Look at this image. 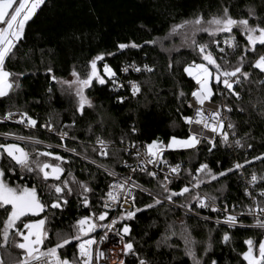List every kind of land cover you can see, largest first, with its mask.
<instances>
[{
    "label": "trees",
    "instance_id": "obj_1",
    "mask_svg": "<svg viewBox=\"0 0 264 264\" xmlns=\"http://www.w3.org/2000/svg\"><path fill=\"white\" fill-rule=\"evenodd\" d=\"M225 8L233 19H248L250 24L264 27V0H45L27 22L24 37L14 49L15 55L6 61L5 69L14 74L12 80L19 87L0 98V116L22 111L38 125L46 121L57 131H68L72 140L63 141L43 131H29L4 123H0V132L65 147L106 168L125 172L123 162L130 155L123 148L124 144L147 145L155 140L166 147L172 137H188L184 117L192 113L189 105L195 81L184 68L193 62L205 63L196 45L207 40L209 52L222 69L232 70L243 57L242 71L249 73L248 79L242 76V81L234 85L239 99L229 92L215 97L231 109L227 115L234 127L227 141H223L219 134L214 147L203 142L191 150H169L164 157L173 162L184 161L185 174H198L201 190L220 207L246 213L252 205L246 190L252 192L257 205L264 207V196L259 195L264 190V160L254 159L264 156V73L252 67L264 55V46L257 44L255 51H246L248 41L238 29L231 33L233 47L224 46L223 39L229 36L228 33L211 36L201 32L192 47L184 44L178 32L171 34L174 25L194 20L197 16L203 17L205 22L213 17H222ZM249 10L254 15L250 16ZM120 43H135L141 47L118 50ZM98 54L105 57V61L97 65L102 76L105 64L117 76H121L122 68L132 64L142 68L139 73L128 74L141 90L136 96L128 88L114 90L112 79L104 76L105 84L94 80L87 88L93 103L81 114L75 101L64 95L60 83L51 77L55 75L57 80H66L76 70L84 78L90 71L89 62ZM145 65L152 71L144 70ZM49 67L53 70L51 74L47 72ZM120 98H124L123 103ZM72 122H76L75 127L70 126ZM223 131L227 132L225 128ZM97 136L116 146L107 150L106 157H100L93 145ZM237 140L240 141L239 146L235 143ZM10 143L0 139V144ZM20 146L31 154L32 161L60 164L64 173L60 181H44L37 172L21 169L0 149L4 157L1 168L5 170L4 178L11 186L35 185L45 203L56 198L51 185L67 181L68 188L72 190L69 194L65 189L62 194V199L67 200L62 208H49L39 216L25 218L28 222L29 219L35 221L47 217L44 228L48 238L44 249L55 246L60 233L68 232L75 236L76 222L83 217H92L96 224L101 222L98 219L103 212L101 198L111 179L107 172L60 149L32 142H23ZM41 152H52L53 156H38ZM55 155L63 157V162L55 160ZM246 160L250 163H245ZM237 163L243 165L244 175L240 169H234ZM201 164H207L213 173L229 168L234 170L212 180L206 173L196 172ZM9 168L13 170L8 171ZM148 172L151 171L137 172L135 181L163 198L185 187L181 181L153 178L147 175ZM253 174L257 180L251 184ZM81 185H86L91 191L85 193ZM161 185H167L169 191L165 192ZM152 196L139 189L135 207L143 211L131 220H121L122 225L127 224L132 229L125 242H133L135 253L125 255L124 264H138L139 259L146 260L148 264H193V259L187 255L188 247L192 248L201 264H212V261L216 264H247L242 255L248 248L245 241L251 239L256 248L264 237V229L256 228V220L247 215L239 217L236 226L220 222L223 214L217 209L213 211L210 205L198 207L193 191L173 197L172 202L180 207L183 205L182 208L194 214L162 199L161 204L144 208L145 204L153 203ZM85 198L87 207L83 203ZM6 215L0 209V229ZM225 234L229 236L227 242L223 240ZM18 239L13 233L7 245L0 247V258L4 264H15L22 259V250L14 247V240ZM186 239L195 243L186 245ZM78 241L73 239L59 249L61 257L74 259ZM3 243L0 235V244Z\"/></svg>",
    "mask_w": 264,
    "mask_h": 264
},
{
    "label": "snow or ice",
    "instance_id": "obj_2",
    "mask_svg": "<svg viewBox=\"0 0 264 264\" xmlns=\"http://www.w3.org/2000/svg\"><path fill=\"white\" fill-rule=\"evenodd\" d=\"M45 3V0H0V24H3V27H0V98L6 97L13 90L14 87L18 88L19 84L15 83L12 80L13 73L7 71L5 69V62L10 56L15 55L14 49L17 44L24 37V30L27 22L33 18L36 14L37 10ZM249 15H254L252 10H249ZM207 24L208 27H204V24ZM192 24L193 36L197 31H206L210 35H215L220 32H231L233 27H240L246 34V39L248 41V46H246V51H255L256 45L264 46V27L259 24L255 27L249 25L248 19L236 20L233 19L229 13L228 9H224V14L222 17H213L208 21H203V17L197 16L194 20L185 21L183 24L174 25L172 28L171 34H176L178 29L184 28L186 25ZM228 41H226L227 43ZM152 43H155L153 41ZM192 43L196 45V41L193 39ZM200 51L202 59L207 62V65L211 66V69L204 63L195 64L193 62L192 65L186 66L184 68L185 73L195 79L196 84L199 86L197 90L192 92V96L195 98V101L201 106V108H197L196 110V119L195 123L203 124L204 128L210 129L213 133H219L222 136L223 141L228 140V133L223 131V122L219 119L220 113L219 111L210 112L207 116L204 115L202 110V106L206 101H210L214 95V91L212 88V81L214 80L217 85L222 84L224 89H227L228 92L235 96L237 99L240 98L239 93L234 90V84L239 83V76H243L244 79L249 78V73L246 71H242L243 66V57H241V62L238 66L234 67L231 71L227 69H222L221 65L217 63L216 59L210 52L206 51V45H196ZM231 46V44H230ZM138 48L141 47L135 43L125 44L120 43L117 45L118 50H124L126 48ZM223 51V49H220ZM108 55H114L113 53H108ZM104 59V54H98L95 56L90 62L89 67L90 71L84 78H81L80 74L73 70L71 75L74 77L73 80H57L55 75H52V80L57 81L62 84H67L69 87L75 86V94L78 98V106L77 111L83 114L85 107H92V101L85 95V89L92 86L93 81L95 80L99 84L103 85L106 83L104 76H107L109 79L113 80L115 84V80L113 79L116 73L107 65H104V76H102L97 70V61H101ZM135 71H141L140 68L136 67L134 64L130 65ZM252 67L259 69L261 73H264V55H261L253 64ZM212 69L215 70V74ZM123 71H127L128 68L125 67L122 69ZM144 70L152 71L150 67L145 65ZM52 68L49 67L47 69L48 73H52ZM239 74V76H238ZM23 75V74H18ZM131 86L132 95L136 96L140 92L139 84L135 82H129ZM181 96L184 95L183 92L180 93ZM124 98H120V102L123 103ZM192 107V105H189ZM231 111V109H228ZM13 114L8 113L5 116V119L11 118ZM22 119L19 121L20 123H25L28 126L35 127L37 125V121L27 116V113H23ZM186 123H192L193 118L184 117ZM48 130H53L52 125H46ZM234 126L229 123L228 128H233ZM135 129H133V132ZM7 135V134H5ZM66 133L61 134L62 138ZM17 139H24V137H17ZM39 143V141H36ZM96 142L101 146L100 154L103 156L108 155L107 151V143L104 139L97 136ZM200 142L197 135L192 133L188 136L187 139H177L176 137H172L169 144L166 145L167 148H195L196 145ZM211 143V141H210ZM238 146L240 145V141L237 140L235 142ZM215 145L213 144V147ZM134 147V145H133ZM251 147V145H249ZM0 149L3 150V153H6L8 157L11 158L12 161L15 162L16 165L20 166L21 169L26 170L27 172H37L38 175L44 181H48L50 178L60 181L61 176L64 173V168L60 166V164H50L47 162H40L39 160L32 161L31 154L25 151L24 148L20 147L18 144L10 143V144H0ZM146 157L148 163H155L156 159L161 156L162 153V142L158 144L157 141H152L151 143L146 145ZM96 150L95 148L93 149ZM74 151V150H72ZM211 151V149H209ZM139 152H137V157H139ZM38 156H53L52 152H41L38 153ZM55 160L62 161L63 157L59 155L54 156ZM255 160H264V156L254 157ZM245 163H250V161H245ZM35 164V168L33 167ZM243 165L237 163L234 165V169H240ZM180 165H176L171 168L172 173H178ZM50 169V171H49ZM233 168H229L226 171H221L219 173H213L207 164H201L199 168L196 169L197 173L204 172L211 177L212 180H216L218 176H225L228 172L234 170ZM12 168H9L8 171H12ZM142 171L144 169H141ZM135 171V169H133ZM111 174V173H110ZM147 175L155 178V172H148ZM5 170L0 169V209H3L7 214L6 218L3 221V228L0 229V235L3 237V244H0V247H5L8 243L9 236L14 233L15 237H18V240H14V247L22 250L23 257L15 261V264H93V245L96 243L95 239L84 240L83 242L77 245L78 247V258H74L73 260H68L66 257L62 258L58 253V250L64 248L65 245H68L72 242L73 239L80 240L81 235H88L89 232H92L96 228V224L93 222L92 217H83L76 222L77 234L75 236L67 237L63 236L58 239L57 243L53 247H48L46 249L43 248L45 240L47 237V231L44 228L46 223V219H38L35 221L25 222V218H30L33 216H39L40 213L45 212L46 209H60L63 204H67L66 199H62V194L67 189L68 193L71 194V188H68L67 181H61L60 184H54L50 187L56 193V198L52 200L50 203H45L41 200L38 189L35 185L29 186H11L5 180ZM167 179V177H165ZM131 180V177L126 179L123 183H116L110 185V191L107 193L108 199L111 201H115L119 203L120 195H124L125 203H128V197L131 196L132 202L129 204V208H135L132 210H125L121 213V220H131L135 218L138 212L143 211V209L139 207H135L136 198L133 195L131 189L133 187H140L136 185L135 182L132 185H128V181ZM257 177L255 174L252 175L251 181L255 182ZM165 192H168L167 185H161ZM200 181L197 180V183L194 187H199ZM83 191L85 193L91 191L86 185H81ZM189 187L185 186L179 192H171L165 198L168 201H172L175 196H184L186 193H189ZM246 194L247 190H246ZM149 195L152 194L149 192ZM260 196H264V190L259 193ZM196 199L200 200L201 207H207V204L204 199H200L196 197ZM153 203L145 204L144 208H152L155 205H159L162 203L160 199L156 196H152ZM84 205L88 206L87 198L83 201ZM108 205L105 204V207ZM123 207V205H121ZM183 207V205H181ZM216 209L213 208V211ZM250 212L252 209L249 210ZM257 213L264 214V207L257 205L256 208ZM108 213L102 212L98 216V219L104 221L107 218ZM227 222L230 224H234L236 222L235 216H228ZM117 220L113 219L110 224L104 225L106 229L111 231V229L116 225ZM256 223L259 227L264 228V220L257 218ZM23 225L21 228L20 225ZM131 229L127 224H124L122 229L117 232V235H121V242L123 243V253L124 255H128L130 253H134V244L131 240L124 242L123 236L128 235ZM105 237H101L103 240ZM223 240L227 242L229 240V236L227 234L224 235ZM186 245H190L195 243L194 241L185 240ZM248 245L247 251H245L243 255V259L247 261V264H264V241L259 242L258 255L254 254L253 241L251 239L245 241ZM208 247H211L209 245ZM207 251V249H206ZM104 255L103 252L99 250H95L96 260ZM187 255L193 259V264H201L200 259H198L193 252L191 247L187 248ZM139 259V258H138ZM0 264H4L3 260H0ZM121 264H124L121 261ZM139 264H148V262L144 259H139ZM212 264H216V261H212Z\"/></svg>",
    "mask_w": 264,
    "mask_h": 264
},
{
    "label": "built area",
    "instance_id": "obj_3",
    "mask_svg": "<svg viewBox=\"0 0 264 264\" xmlns=\"http://www.w3.org/2000/svg\"><path fill=\"white\" fill-rule=\"evenodd\" d=\"M2 26V24H0V27ZM7 61V59H6ZM6 64V62H5ZM133 65V64H132ZM136 67L140 68L138 65L134 64ZM128 68L127 71H121L122 74L121 76H117L115 75V77L113 78L115 80V84L113 83L112 80V89L114 90H123L125 88H128L131 91V86L129 82H135L137 83L134 79H131L128 77V74L130 72H135V73H139L142 71L137 72L135 71L132 67L126 66ZM125 68V67H124ZM122 68V69H124ZM211 69V68H210ZM193 78V77H192ZM195 81V79H194ZM215 83V86L212 85L213 91H214V95L211 98L210 101H206L205 104L202 106V110L204 112V115L207 116L210 112L213 111H219L220 113V117L219 119L222 120L223 125L227 131V133L229 134L231 132V128H228V124L231 123L228 119V105L225 102H220L219 100H217L215 97L216 95L219 96H224V94L228 93L227 89L223 88V85H217L216 82L213 80L212 84ZM238 84V83H237ZM235 85V84H234ZM199 86L196 84L195 81V87L194 90H197ZM132 92V91H131ZM190 105H192V113L190 115H188L187 117H191L193 118V122L192 123H186L188 126V132L189 134L195 133L198 137V139L200 140V142L198 143V146L200 144H202L203 142H209L211 141V143H214L215 140L217 139L219 133H213L210 129H206L204 128L203 124H197L195 123V119H196V110L197 108H201V106L195 101V98L192 96H190ZM8 113H12L13 115L11 116V118L9 119H5V116H7ZM7 114L0 116V123H4V124H8V125H13V126H18L20 128L29 130V131H43L46 132L49 135H53L54 137L60 139V140H72V136L68 131H57V129L55 128V126L52 125V129L53 130H48V128L46 127V125H48V122H42L41 124L35 126V127H31L28 126L25 123H20L19 121L22 119V115L25 112L22 111H11L8 112ZM28 116V115H27ZM71 127H75L76 126V122H72ZM66 133L65 136H61V134ZM17 137H22V136H16V135H10L7 134L5 135V133L0 132V139H4L7 141H12V142H19V143H23V142H32V143H37V140H30L27 138L24 139H17ZM108 142V141H106ZM39 144L41 145H45L49 148H56V149H60L63 150L71 155L80 157L83 160H86L96 166H98L99 168H101L102 170H104L105 172H107L110 176L111 179L109 180L107 187L104 191V194L102 195L101 198V206H102V210L103 212H107V218L105 221L102 222V225L99 226V224H96V228L94 231L90 232L88 235H83V237L78 241L77 245L81 242H83L84 240H88V239H95L96 243L92 246L93 247V264H121V261L124 260V253L122 251L123 249V243L121 242V235L122 232L120 233V235H117V232L120 231L123 227V225L121 224V219H120V215L123 211L125 210H132L133 208H129V204H131L132 202V198L131 196L128 197V203H125L124 200V195L121 194L120 195V199H119V203L115 202V201H111L108 199L107 193L111 190L110 189V185L116 184V183H123L126 179H128L129 177H131V180L128 181V185H132L133 182H135L136 185H139L134 177L136 175L137 172L142 171L141 169H148L151 172H155L156 176L155 177H162L165 179V177H167V181H171V180H177V181H181L185 184V186L189 187L190 191H193L195 193L196 197H199L200 199H204L207 205L212 206L213 208L219 210L222 214H223V219H221L220 222L227 224L229 226H236L238 224V218L244 215H247L251 218H254L255 220H257V218L264 220V214L262 213H257L256 212V208H257V203L253 197V194L250 190L247 191V196L249 198H251V202L252 205L250 208H248L246 213H236L234 211L231 210H227L225 208L220 207L219 205H217L208 195H206L199 187H194V185L197 183V180H199V175L196 173H192L190 176H187L185 174V170H186V164L184 161H176L173 162L167 158L164 157L165 153H167L170 149H168L167 147L162 146V153L161 156H159L156 159L155 163H148L147 162V157H146V144L145 143H140V144H124L123 148L126 150V153L130 155V158L125 160L123 162V168L125 170V172H116L114 170H111L109 168H106L102 165H99L98 163H96L95 161H93L92 159L77 153L76 151H72L70 149H67L65 147H61L52 143H44V142H40ZM99 151V156L100 157H106L100 154V149L101 146L96 142H94L93 144ZM134 145V147H133ZM197 146V147H198ZM116 147L115 145H113L112 143L108 142L107 143V150L110 148H114ZM230 148L233 147V144L230 143L229 145ZM137 152H139V157H137ZM176 165H180L179 171L178 173H172L171 172V168L175 167ZM133 169H135V171H133ZM240 172L241 175H244L243 173V168H240ZM111 173V174H110ZM251 184H254V182H251ZM140 186V185H139ZM143 190L147 193H151L153 196H156L159 199H162L166 202H168L169 204H172L178 208H181V210H183L186 213L189 214H194L191 210L189 209H185L182 208L178 205H176L175 203H173L172 201H168L167 199L154 194L153 192L143 188V187H133L131 189L133 195L137 196V191L138 190ZM197 206L200 208H205V207H201L200 206V200L199 199H195ZM105 204H107L108 206L105 207ZM121 205H123V207H121ZM252 209V211L250 212L249 210ZM228 216H235L236 217V222L234 224H230L227 222V217ZM113 219L117 220L116 225L111 229V231H109L108 229H106L104 227V225L110 224L111 221ZM254 226L256 228L259 229H264L261 228L257 225V223L254 224ZM101 237H105L103 240H101ZM125 237L123 236V240L125 242ZM95 250H99L101 252L104 253V255L99 259V261L96 260V256H95ZM113 254L117 255L118 258H116L115 256L113 257ZM63 258V257H62ZM78 258V247L76 250V257ZM1 260V258H0ZM70 260V259H68ZM73 260V259H72ZM71 261V260H70ZM139 264V261H138Z\"/></svg>",
    "mask_w": 264,
    "mask_h": 264
},
{
    "label": "rangeland",
    "instance_id": "obj_4",
    "mask_svg": "<svg viewBox=\"0 0 264 264\" xmlns=\"http://www.w3.org/2000/svg\"><path fill=\"white\" fill-rule=\"evenodd\" d=\"M249 25L250 26H253V27H255L256 25H252V24H250L249 23ZM204 27H208V25L205 23L204 25H203ZM194 27H199V26H193L192 24H188V25H186L184 28H181V29H178V34H179V36H181V38L183 39V42H184V44L185 45H187V46H189V47H192V46H195L193 43H192V41H193V39L196 41V37H197V35L199 34V33H201V32H204V33H206V34H209L208 32H206V31H197L196 33H195V36H193V29H194ZM234 29H238V30H240L242 33H243V35L246 37V34H245V32L243 31V29L242 28H240V27H233V29H232V31L229 33V32H220V33H216L215 34V36L216 35H219V34H221V33H228L229 34V36L228 37H225L224 39H223V41H224V46L226 47L227 45H230L231 44V47H233V39H234V37L231 35V33L233 32V30ZM210 35V34H209ZM211 36H214V35H211ZM226 41H228L227 43H226ZM198 45H206V51L207 52H209V50H208V48H207V45H209V43H208V41L206 40L204 43H199ZM197 49H198V47H197ZM198 51H199V49H198ZM200 52V51H199ZM218 63V62H217ZM193 63H190L188 66H190V65H192ZM197 64H201V63H197ZM204 64H206L207 65V62L205 61V63ZM209 68H211V66L210 65H207ZM227 70H229V71H231L230 69H228V68H226ZM212 71H213V73L215 74V71L212 69ZM238 76H239V74H238ZM74 79V77H69L68 79H66L67 81H70V80H73ZM239 81H242V76H239ZM60 89L62 90V92L64 93V95H66V96H68V97H71L74 101H75V104H76V107L78 106V98H77V96H76V94H75V86H73V87H69L67 84H62V83H60ZM85 95L89 98V96H88V94H87V89H85ZM91 101H92V103H93V100L91 99V98H89ZM87 107V106H86ZM85 107V108H86ZM190 135V134H189ZM188 135V136H189ZM188 137H186V138H177V139H180V140H183V139H187ZM198 146V144L196 145V147ZM195 147V148H196ZM195 148H178V147H176V148H168V149H170V150H174V151H180V150H191V149H195ZM3 160H4V157H3V155L1 154V152H0V169H2L1 168V165H2V162H3ZM102 225V222H100L99 223V226H101ZM76 235V234H75ZM63 236H67V237H71V234L70 233H68V232H63V233H60V234H58L57 235V238H56V241H58V239H60L61 237H63ZM262 241H264V237H263V239H262ZM253 248H254V254L255 255H258L259 253H258V249H259V245L255 248L254 246H253ZM116 257V258H118L117 257V255H115V254H113V257Z\"/></svg>",
    "mask_w": 264,
    "mask_h": 264
},
{
    "label": "water",
    "instance_id": "obj_5",
    "mask_svg": "<svg viewBox=\"0 0 264 264\" xmlns=\"http://www.w3.org/2000/svg\"><path fill=\"white\" fill-rule=\"evenodd\" d=\"M104 61H105V57H104L103 60H101V61H97V65L100 64V63H102V62H104ZM211 144L213 145V143H211ZM18 145H19V144H18ZM19 146H20V145H19ZM20 147H21V146H20ZM49 171H50V169H49ZM62 175H63V174H62ZM49 180H51V178H50ZM105 220H106V219H105ZM105 220H104V221H105ZM100 221H101V220H100ZM93 222H94V221H93ZM101 222H103V221H101ZM94 223H95V222H94ZM95 224H96V223H95ZM129 227H130V226H129ZM130 229H131V227H130ZM131 232H132V229H131L130 233H129L128 235H124V237H125V238H129L130 235H131ZM89 233H90V232H89ZM89 233H88V234H89ZM122 234H123V233H122Z\"/></svg>",
    "mask_w": 264,
    "mask_h": 264
},
{
    "label": "crops",
    "instance_id": "obj_6",
    "mask_svg": "<svg viewBox=\"0 0 264 264\" xmlns=\"http://www.w3.org/2000/svg\"><path fill=\"white\" fill-rule=\"evenodd\" d=\"M4 25L2 24V26L1 27H3ZM11 143H15V144H19V145H21V143H19V142H12V141H10Z\"/></svg>",
    "mask_w": 264,
    "mask_h": 264
}]
</instances>
